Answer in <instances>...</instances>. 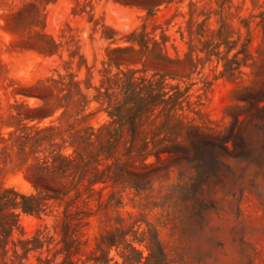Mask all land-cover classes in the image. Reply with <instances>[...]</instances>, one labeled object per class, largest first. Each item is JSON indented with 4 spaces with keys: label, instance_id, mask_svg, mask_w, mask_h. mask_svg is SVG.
<instances>
[{
    "label": "rangeland",
    "instance_id": "rangeland-1",
    "mask_svg": "<svg viewBox=\"0 0 264 264\" xmlns=\"http://www.w3.org/2000/svg\"><path fill=\"white\" fill-rule=\"evenodd\" d=\"M122 72L152 83L135 144L169 156L132 158L121 180L21 214L11 238L39 230L43 244L20 261L157 264L158 240L167 264H264V0H0V192L37 193L29 166L46 149L95 151L76 139L112 121ZM116 139L96 168L125 160L127 125Z\"/></svg>",
    "mask_w": 264,
    "mask_h": 264
},
{
    "label": "trees",
    "instance_id": "trees-1",
    "mask_svg": "<svg viewBox=\"0 0 264 264\" xmlns=\"http://www.w3.org/2000/svg\"><path fill=\"white\" fill-rule=\"evenodd\" d=\"M122 74L121 91L123 98L113 110L107 111L112 121L100 126L96 131L91 129L88 134H79L76 139L77 147H82L84 144H92L94 140L98 141V146L95 151L82 147L84 149V153H82L77 148H74L71 153L65 155L51 151V149H46L43 158L29 166L34 170L32 178L30 177L31 179L29 180L35 189H40L37 193L25 194L13 188H6L0 192V264H51V260L46 256L36 257V263H24L20 261L22 257L31 251L37 250L43 244V241L40 239L41 231L39 230L30 238H11L13 229L20 228L19 220L21 214L39 215L46 199H62V197L68 196L72 190L77 193L75 197H80L83 193L82 191L88 192L92 190L93 186L97 183H102V187H104L109 180L113 182L121 180L124 173L129 172L127 170V164L132 158L145 159L148 155L153 154L156 159H160L164 153L169 156L171 152L170 147L155 139H151V146L145 140L142 141L139 147L135 144L133 138L139 134L137 127H135L136 115L142 109L149 106L152 83L150 81L147 82L145 79L134 81L130 75L124 72ZM157 94L158 103H168L169 97L168 99L164 98L166 92L163 91L162 85H160ZM171 101L174 104L176 98ZM40 109L42 108L40 107L36 110ZM171 110L172 107L163 108L166 117V122L163 125L165 128L170 126L167 121L170 117ZM112 124L117 125L113 132V129L110 128ZM126 125L130 131L131 139H129L128 145L125 146V152L123 153L125 160L121 161L119 158H113L111 162H106L102 169L96 168L100 160H108L113 157V151L116 148V137L120 135L121 130ZM105 133L107 134L106 139L103 138ZM49 137L50 135L45 134L35 141L40 142L49 139ZM84 154L87 155V158H85ZM92 168L95 170L91 176L87 177L86 182H84L86 174ZM43 169L49 172H42ZM137 174L139 172H134V175ZM59 177L68 181V184H60L58 181ZM80 185L83 186L82 189H80ZM134 188L137 191L139 190L137 185H134ZM60 227L62 233L60 240L63 243L60 250L69 253L72 239L68 235V221L63 219ZM107 235L101 236L100 241L109 246L115 245L117 242L114 240L113 234L108 233ZM8 242H10V246H7ZM155 243L156 250L153 255L156 263L167 264L162 244L158 240ZM18 247L21 250L20 253L17 251ZM134 250L138 253L136 249ZM9 251H11L10 254H8ZM96 260L99 261L100 259ZM124 261L135 264L140 262L139 259H130L128 256L124 257Z\"/></svg>",
    "mask_w": 264,
    "mask_h": 264
}]
</instances>
